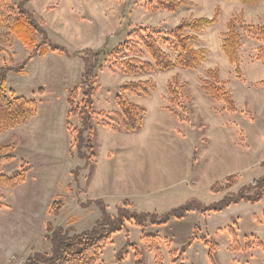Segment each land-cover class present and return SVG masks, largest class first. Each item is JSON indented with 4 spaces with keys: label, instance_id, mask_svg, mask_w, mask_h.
<instances>
[{
    "label": "rangeland",
    "instance_id": "obj_1",
    "mask_svg": "<svg viewBox=\"0 0 264 264\" xmlns=\"http://www.w3.org/2000/svg\"><path fill=\"white\" fill-rule=\"evenodd\" d=\"M18 1L10 0L14 7ZM186 1L188 6L169 12L153 10V0H29L28 10L44 28L50 41L64 47L70 54L86 48L107 54L126 41L131 32L146 29L162 38L182 19H211L216 9L219 15L214 26L199 34L200 42L196 47L206 48L208 54L197 70L176 68L167 72L130 76L113 70L112 57H101L104 67L102 72H98L93 109L108 114L94 119L90 136L85 133L86 138L92 141L93 153L96 155V161L87 165L85 160L77 157L76 135L66 127V115L71 108L67 103L68 90L80 85L82 61L49 52L43 57L31 59L23 73L6 74V93L34 99L38 111L25 124L0 133V145L9 144L14 137L18 141L14 158L1 167L2 173L14 175L20 169L21 161L31 167L23 183L16 187L0 188V264H24L34 253H49L47 223L53 227L60 226L70 234L91 229L100 218V211L94 205L84 208L82 204L87 200L102 199L111 217L116 216L117 207L123 199L129 201L130 211L162 216L192 198L207 206L217 203L227 193H237L264 174V167L259 166L238 174L237 182L227 191L213 193L210 189L201 192L193 190V179L198 174L201 182L207 183L208 178L213 181L218 179L214 173L224 171L220 165L215 169L218 159L214 158L215 150L211 147L203 160L198 155L207 142H201V138L212 137L209 132L208 135L204 134L203 127H198L205 120L206 110L214 114L223 112V104L202 90L200 79L206 77L207 69L219 68L223 79L238 85V82L243 83V70L248 82H255L250 86L252 98L262 99L263 94L255 92L260 86L256 80L264 79V67L257 65L264 60L256 59V50L262 41L251 35L246 26L264 27V3L249 9L242 8L244 5L237 0ZM239 13L245 25L237 28L241 36L238 49L240 73L237 74L235 66H230L223 55L221 46L227 22ZM36 40L37 43L41 42L39 36ZM163 49L173 54L167 46ZM28 54L27 48L14 38L12 47L0 45V67H18ZM136 57L150 61L143 54ZM173 75H178L180 81L188 83L180 92L181 102L188 108L186 116L190 124L180 122L169 112L179 111L177 106L169 102L166 89ZM139 80L153 81V90L149 96L127 94L128 99L147 110L144 116L147 127L155 120H160L166 126L153 135L146 130V133L136 138L138 135L124 136L119 132L116 138L108 133L112 129L105 127L104 122L109 121L117 128L118 117L113 114L118 112L115 96L122 84ZM186 96L191 97L190 102L184 101ZM81 99L79 92L73 107H79ZM238 104L242 107L239 98ZM255 111L259 119L261 114L259 110ZM67 118L72 129L80 128L77 116ZM207 122L212 124L211 118L208 117ZM171 130L176 135L185 136L176 137ZM250 134L252 145L247 156L253 161L264 140L257 133ZM130 144L134 149L129 152L126 147ZM110 146L112 148L109 149ZM83 151L88 154L86 149ZM205 161H208L206 166L201 168ZM230 166L228 163L226 170ZM175 168L178 169L176 177H184V180L162 189L160 177L166 179L168 170ZM74 170L77 172L76 180L72 175ZM103 177L110 181L104 184ZM137 182L142 184L140 190H137ZM126 192L131 193L126 197L123 195ZM53 203L60 205L56 214L51 209ZM230 226L236 231L242 247L245 237L251 235L258 237L264 245V198L255 204L239 202L220 212L201 213L193 210L182 220L171 219L166 225L146 224L140 228L132 221L127 222L122 231L114 234L100 250L98 260L106 264H134V252L130 248L126 249L121 261L116 258L128 241L139 247L142 264H155L153 254L141 236L158 235L161 238L163 264H173L170 252L179 251L197 227L198 238L205 237L218 245L216 264H264V248L253 247L248 252L231 251L227 232ZM174 264H210L208 248L200 239H196Z\"/></svg>",
    "mask_w": 264,
    "mask_h": 264
},
{
    "label": "trees",
    "instance_id": "obj_2",
    "mask_svg": "<svg viewBox=\"0 0 264 264\" xmlns=\"http://www.w3.org/2000/svg\"><path fill=\"white\" fill-rule=\"evenodd\" d=\"M243 5H255L260 0H237ZM29 0H19L14 7L10 0H0V45L12 47L13 40L16 38L29 51L28 56L18 67L3 65L0 67V133L16 126L25 124L31 120L38 111V104L34 99L24 96L15 95L12 92L6 93V74L14 72L23 73L26 65L34 57H43L49 52H56L67 57L78 58L83 63V72L79 86L71 87L68 90L67 103L71 107L66 115V127L76 135L75 148L77 157L85 160V165L96 159L93 153V143L87 139L93 132V121L99 116H105V111H96L93 109L94 98L97 92L98 72H102L103 63L101 57L113 58V70L124 75L137 76L148 73L167 72L176 68L185 70H197L206 60L208 50L203 47H196L200 42L199 34L207 28L217 23L219 12L216 9L211 19L194 18L182 19L171 31L165 34V37L159 38L156 32L151 30H138L128 34L127 40L119 44L112 51L104 54L102 51H93L86 48L79 52L70 54L64 47L53 44L48 38L47 33L41 24L37 22L34 15L28 10ZM186 0H153L151 8L153 10H164L169 12L176 11L181 6H188ZM243 16L239 13L226 24V33L222 42L221 50L228 62L235 66V72L240 73L238 49L241 44V36L237 31L238 26H243ZM248 32L258 37L262 45L256 50V59L264 60V27L254 25L246 26ZM41 38L37 43L36 37ZM168 47L173 54L165 51L163 47ZM3 50V48H1ZM145 55L148 60H141L136 56ZM205 78H201V88L212 99L223 104V111L235 113L236 103L232 97L231 91L227 88V82L220 77L219 68H210L205 71ZM264 86V80L257 83ZM188 83L180 81L178 75H173L167 83V92L169 102L178 107L179 111L169 112L177 117L180 122L189 123L187 119L188 108L181 102V90L185 89ZM154 88L151 80L128 81L122 84L115 96V103L118 112L117 128L109 121L104 122V126L115 132L126 134L138 132L144 124V116L147 110L140 105L132 103L127 94L140 93L149 96ZM81 92L80 106L73 107L74 101L79 97ZM185 102H190L191 97L186 96ZM249 115V112L246 113ZM77 116L80 128L72 129L68 116ZM198 127H203L202 125ZM18 147L17 138L14 137L9 144L0 145V188L16 187L23 183L26 174L30 171V165L21 161L20 169L12 176L2 173L1 167L14 158V151ZM86 149L88 154L83 150ZM96 161V160H95ZM264 167V162L261 163ZM74 180L77 179L76 170L72 173ZM238 174H231L224 178L223 182H214L210 186V192L217 193L229 190L238 180ZM264 198V174L258 179L252 181L249 185L242 187L237 193H227L223 199L211 205H203L197 199H190L185 204L176 207L168 213L158 216L156 213L134 212L128 209L130 203L123 199L117 207L116 216H110L107 211V205L100 199L87 200L84 208L92 205L100 211V218L94 226L80 233L70 234L60 226L53 227L50 223L46 224V237L50 242L49 253H34L28 257L24 264H106L99 261L100 250L110 242L112 236L122 231L125 223L134 222L140 228L146 224L166 225L171 219L182 220L185 216L196 210L201 213L220 212L239 202L259 203ZM59 204H52L53 213H58ZM236 223L233 222V226ZM230 237V249L233 252L249 251L253 247L264 248L262 241L251 235L245 237L244 246L242 247L236 231L232 226L227 229ZM198 230L195 227L192 237L179 249L172 251V263L182 257L184 252L196 240L200 239L204 246L208 248V259L210 264H216V252L218 245L207 240L205 237L198 238ZM141 240L148 246L153 254L155 264H163V256L160 250L161 238L158 235H142ZM130 248L134 252V264H142V256L139 247L136 244H130L126 241L125 246L117 253V260L121 261L126 249ZM264 250V249H263Z\"/></svg>",
    "mask_w": 264,
    "mask_h": 264
},
{
    "label": "crops",
    "instance_id": "obj_3",
    "mask_svg": "<svg viewBox=\"0 0 264 264\" xmlns=\"http://www.w3.org/2000/svg\"><path fill=\"white\" fill-rule=\"evenodd\" d=\"M264 3V0H260L257 4L251 5L248 7L242 6V8H252L255 6H258L260 4ZM238 53V52H237ZM240 54L238 53V60H240ZM229 63V62H228ZM230 64V63H229ZM258 66L264 67V61H260L257 63ZM230 66H233L230 64ZM242 66V64H241ZM242 69V67H241ZM242 78L243 83L238 82V85L233 84L231 81L226 80V78L223 79L221 70H220V77L221 79L225 80L227 82V88L231 91L232 97L236 103V109L237 111L235 113H229L226 111H223L222 113L214 114V113H207L203 117L204 124L203 130L204 134L208 135L209 132L212 136L211 139L208 137L201 138V142L203 140L207 141L204 147H201L202 151L198 154L199 157L203 160L206 156V152L211 147L215 150L214 158L218 159V161L215 164V169L220 165V168H222L224 171H222L220 174L214 173L215 176H218V179H215L214 181L212 179L208 178L207 183L201 182V176H196L195 179H193V190H197V192H201V190H207L210 188V186L216 182V181H222L226 176L231 174H243L244 172H249L253 168L261 166V163L264 162V144H262L259 148V154L254 157L253 161L251 160V157L247 156L250 154V146L252 145V139L250 132H254L258 134V137L262 140H264V86H259L255 92H260L263 94L262 99L258 98L257 100L253 99V94L251 91H253L250 86L251 84L255 83L253 81H249L246 79V76L244 74V71L242 70ZM264 80V79H261ZM260 80V81H261ZM260 82L259 80H256ZM262 87V88H260ZM238 98L240 99L242 103V107L238 104ZM259 110L261 116L259 119L256 118V111ZM223 110V109H222ZM243 112V113H242ZM246 112H249V115L246 114ZM208 117L211 118L212 124L207 122ZM163 118V116H162ZM177 118V117H176ZM236 118V119H234ZM185 123V122H183ZM166 125H163V123H160V120H155L151 123L149 127H147V121L144 120L143 127L140 129L139 132L125 134L122 133L121 135L129 136V135H138L139 137L142 135V133H147L153 135L154 132H159L162 130L163 127ZM109 134H112L114 137L117 138V135L120 133L114 132L112 130H109ZM171 133L176 136L183 138L185 135L183 134L180 136L179 134L176 135L175 131L171 130ZM180 133V132H179ZM117 140V139H116ZM132 141H134L132 139ZM112 148V146L109 147V149ZM134 149L133 145L130 144L126 147V151H132ZM194 156V153H193ZM225 161V162H224ZM205 161L203 167H205L207 164ZM224 162V163H223ZM214 161H212V164ZM230 163L231 166L226 170V165ZM235 164V166H232ZM126 165V163H125ZM132 166V165H131ZM111 167V166H109ZM99 171V157H98V163H97V174ZM178 173V169H169L166 179L164 177H160V183L162 185V189L170 188L178 183L181 182V180H184V177H176ZM107 175V172L104 174V176ZM96 176V175H95ZM150 177V176H149ZM104 184H107L110 180L103 177ZM203 180V179H202ZM116 185V183L114 182ZM137 190H140L142 187L141 182H137L136 184ZM140 192V191H139ZM110 194V192H108ZM131 192H126L123 195L128 196ZM137 193V192H135ZM133 194V193H132ZM104 198V197H103Z\"/></svg>",
    "mask_w": 264,
    "mask_h": 264
}]
</instances>
